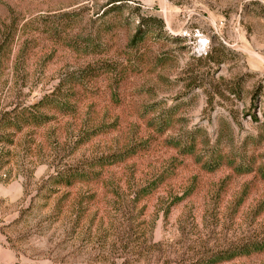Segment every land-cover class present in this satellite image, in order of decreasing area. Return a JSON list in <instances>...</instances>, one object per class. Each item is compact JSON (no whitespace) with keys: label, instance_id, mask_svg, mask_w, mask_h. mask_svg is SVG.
Returning <instances> with one entry per match:
<instances>
[{"label":"rangeland","instance_id":"374dc122","mask_svg":"<svg viewBox=\"0 0 264 264\" xmlns=\"http://www.w3.org/2000/svg\"><path fill=\"white\" fill-rule=\"evenodd\" d=\"M263 246L264 0H0V264Z\"/></svg>","mask_w":264,"mask_h":264},{"label":"trees","instance_id":"16d2710c","mask_svg":"<svg viewBox=\"0 0 264 264\" xmlns=\"http://www.w3.org/2000/svg\"><path fill=\"white\" fill-rule=\"evenodd\" d=\"M142 32H144V31H142V29H141V25L140 26H138V29H137V31H136V33L132 36V39H131V41L132 42H135V41H140L142 38H141V35H142ZM34 106V105H33ZM32 106V107H33ZM56 175V174H55ZM54 175V176H55ZM54 178V184H56V185H64V186H68V185H70V183H71V181H70V177H63V178H61L60 176H59V178L60 179H62V181H60V182H55V178L56 177H53ZM52 178V179H53ZM58 178V177H57ZM259 248V246H257L256 244H255V246L254 247H246V246H243V247H241V248H239L238 249V252L237 253H235L234 251H230L229 253V256L226 258V259H230V258H232V257H235V256H239V255H249V253H250V251H253V250H255V249H258ZM264 248V246L261 248V249H263ZM216 260H215V262H208L207 264H214V263H217V262H219L220 261V257H216L215 258ZM224 259V258H223Z\"/></svg>","mask_w":264,"mask_h":264}]
</instances>
